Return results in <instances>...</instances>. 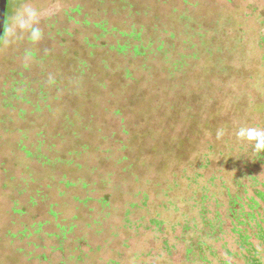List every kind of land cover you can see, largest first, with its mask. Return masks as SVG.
Instances as JSON below:
<instances>
[{
  "label": "rangeland",
  "instance_id": "1",
  "mask_svg": "<svg viewBox=\"0 0 264 264\" xmlns=\"http://www.w3.org/2000/svg\"><path fill=\"white\" fill-rule=\"evenodd\" d=\"M5 27L0 264H245L264 0H8Z\"/></svg>",
  "mask_w": 264,
  "mask_h": 264
},
{
  "label": "trees",
  "instance_id": "2",
  "mask_svg": "<svg viewBox=\"0 0 264 264\" xmlns=\"http://www.w3.org/2000/svg\"><path fill=\"white\" fill-rule=\"evenodd\" d=\"M6 28V27H5ZM120 49L123 50L124 47L120 46ZM134 54L133 57L135 58H142L146 56L143 52L140 51L139 47L134 48ZM167 59V56H165ZM155 60V59H154ZM59 162L62 163L60 160ZM69 186V184L67 183ZM261 201L264 203V196H259ZM94 199L92 197H88L86 200L83 201L84 204H86L89 201H93ZM98 202L105 203L106 199L102 197L98 200ZM259 204L257 203L255 207L251 206V213H248L247 219L243 222H240L239 225L245 226V229L241 232H246L245 235H240L238 238L237 245L239 247V252L241 258L244 260L245 264H264V211L261 208H259ZM260 211V212H259ZM256 215L258 216V219L256 220V223L254 220L256 219ZM49 222L45 221L44 223H40L39 226H46ZM59 232L55 234L54 236L51 234H47L48 237H56V242L58 241V245L53 248L58 249L61 251H64L65 245H67V242L71 240V236L74 233V229L76 228L75 225L69 224V225H58ZM246 228H248V233ZM250 232H252V235H250ZM255 239V242L258 244V247L255 245L254 242H251V238ZM55 242V243H56ZM77 242V241H76ZM82 254V252H81ZM74 257L71 256L69 259H73ZM80 259V257H79Z\"/></svg>",
  "mask_w": 264,
  "mask_h": 264
},
{
  "label": "clouds",
  "instance_id": "3",
  "mask_svg": "<svg viewBox=\"0 0 264 264\" xmlns=\"http://www.w3.org/2000/svg\"><path fill=\"white\" fill-rule=\"evenodd\" d=\"M30 15H35L34 12L30 13ZM39 35L38 30L33 31V37H37ZM217 139L224 135L223 129L217 130ZM237 139L246 140L248 142H252L254 144V149L258 154H264V129L257 127H240L238 131L235 133Z\"/></svg>",
  "mask_w": 264,
  "mask_h": 264
},
{
  "label": "water",
  "instance_id": "4",
  "mask_svg": "<svg viewBox=\"0 0 264 264\" xmlns=\"http://www.w3.org/2000/svg\"><path fill=\"white\" fill-rule=\"evenodd\" d=\"M7 5L8 0H0V41L5 29Z\"/></svg>",
  "mask_w": 264,
  "mask_h": 264
},
{
  "label": "flooded vegetation",
  "instance_id": "5",
  "mask_svg": "<svg viewBox=\"0 0 264 264\" xmlns=\"http://www.w3.org/2000/svg\"><path fill=\"white\" fill-rule=\"evenodd\" d=\"M5 25H6V23H5ZM5 30H6V28L4 29V33H3V35H5ZM2 37H3V36H2ZM242 233H243V232H239L238 235L240 236V235H242ZM250 235H252V234H250ZM250 241H251V240H250Z\"/></svg>",
  "mask_w": 264,
  "mask_h": 264
}]
</instances>
